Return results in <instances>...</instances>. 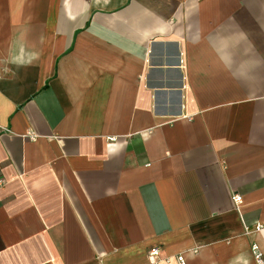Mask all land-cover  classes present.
<instances>
[{
  "label": "crops",
  "instance_id": "crops-1",
  "mask_svg": "<svg viewBox=\"0 0 264 264\" xmlns=\"http://www.w3.org/2000/svg\"><path fill=\"white\" fill-rule=\"evenodd\" d=\"M0 180V264L264 258V0H0Z\"/></svg>",
  "mask_w": 264,
  "mask_h": 264
},
{
  "label": "built area",
  "instance_id": "built-area-1",
  "mask_svg": "<svg viewBox=\"0 0 264 264\" xmlns=\"http://www.w3.org/2000/svg\"><path fill=\"white\" fill-rule=\"evenodd\" d=\"M4 184L3 180H0V186ZM233 201L235 204V209L239 211L240 204L242 202V198L240 195L235 194L233 196ZM264 228V224H256L254 226V231H260ZM251 251L253 254V258L255 261V264H264V258L259 252L258 246L256 244H253L251 247ZM147 260L149 264H170L172 262H175V264H186L185 258L183 254L179 253L173 256H167V257H158V250L157 248H151L147 253Z\"/></svg>",
  "mask_w": 264,
  "mask_h": 264
}]
</instances>
